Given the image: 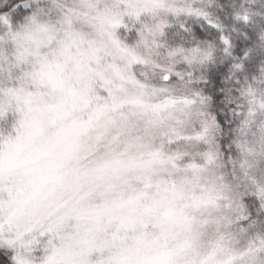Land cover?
Returning a JSON list of instances; mask_svg holds the SVG:
<instances>
[{
    "label": "snow or ice",
    "instance_id": "snow-or-ice-1",
    "mask_svg": "<svg viewBox=\"0 0 264 264\" xmlns=\"http://www.w3.org/2000/svg\"><path fill=\"white\" fill-rule=\"evenodd\" d=\"M0 264H264V0H0Z\"/></svg>",
    "mask_w": 264,
    "mask_h": 264
}]
</instances>
